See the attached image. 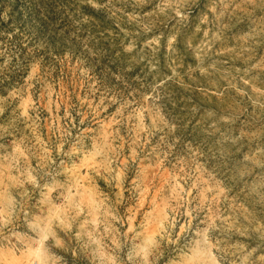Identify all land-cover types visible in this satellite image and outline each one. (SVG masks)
<instances>
[{
  "label": "rangeland",
  "instance_id": "obj_1",
  "mask_svg": "<svg viewBox=\"0 0 264 264\" xmlns=\"http://www.w3.org/2000/svg\"><path fill=\"white\" fill-rule=\"evenodd\" d=\"M113 118L156 140L175 120L226 167L259 171L264 0H0V161L13 140ZM203 179L223 202L220 177Z\"/></svg>",
  "mask_w": 264,
  "mask_h": 264
},
{
  "label": "clouds",
  "instance_id": "obj_2",
  "mask_svg": "<svg viewBox=\"0 0 264 264\" xmlns=\"http://www.w3.org/2000/svg\"><path fill=\"white\" fill-rule=\"evenodd\" d=\"M96 123L76 137L8 145L0 264H264V166L226 167L175 120L164 123L166 140L150 139L152 125L122 136V119L112 131Z\"/></svg>",
  "mask_w": 264,
  "mask_h": 264
}]
</instances>
